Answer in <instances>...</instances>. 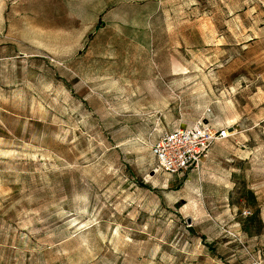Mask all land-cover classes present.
I'll return each mask as SVG.
<instances>
[{"label": "rangeland", "instance_id": "1", "mask_svg": "<svg viewBox=\"0 0 264 264\" xmlns=\"http://www.w3.org/2000/svg\"><path fill=\"white\" fill-rule=\"evenodd\" d=\"M226 128L169 175L151 146ZM264 246V0H0V264H250Z\"/></svg>", "mask_w": 264, "mask_h": 264}, {"label": "built area", "instance_id": "2", "mask_svg": "<svg viewBox=\"0 0 264 264\" xmlns=\"http://www.w3.org/2000/svg\"><path fill=\"white\" fill-rule=\"evenodd\" d=\"M227 137L226 128H215L208 122L200 121L162 133L150 150L157 169L174 175L197 166L207 158L216 142ZM250 264H264V246L253 252Z\"/></svg>", "mask_w": 264, "mask_h": 264}]
</instances>
